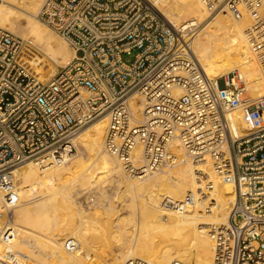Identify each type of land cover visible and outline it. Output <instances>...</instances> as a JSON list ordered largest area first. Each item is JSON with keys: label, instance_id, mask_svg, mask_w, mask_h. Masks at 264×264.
<instances>
[{"label": "built area", "instance_id": "2783aa9c", "mask_svg": "<svg viewBox=\"0 0 264 264\" xmlns=\"http://www.w3.org/2000/svg\"><path fill=\"white\" fill-rule=\"evenodd\" d=\"M156 1L43 0L38 18L73 52L45 81L18 59L31 41L0 27V191L13 202L15 166L47 154L59 159L74 132L105 115L104 148L128 175L172 167L177 141L191 161L209 162L218 181L231 182L227 222L208 226L212 264H264V96L251 98L238 70L208 77L190 49L195 25L168 23ZM201 1L209 15L249 18L245 40L264 76V0ZM132 102L142 103L139 121ZM197 174V194L159 207L185 212L201 201L211 212L215 183ZM12 218L11 206L0 207V264H28L13 246Z\"/></svg>", "mask_w": 264, "mask_h": 264}, {"label": "bare ground", "instance_id": "6f19581e", "mask_svg": "<svg viewBox=\"0 0 264 264\" xmlns=\"http://www.w3.org/2000/svg\"><path fill=\"white\" fill-rule=\"evenodd\" d=\"M4 1L6 5H0V27L9 28L15 31V34L18 33L17 35L24 39L27 38L33 43L35 48L31 46V48L23 49L19 53L18 59L28 70L34 71L39 80L45 81L48 74L52 75V64L64 65L72 58V50L69 49L62 38L51 32L52 29H47L48 27L39 19L42 25L34 19L43 0ZM155 8L168 23L176 27L199 26L206 21L207 16H214L202 24L203 27L199 29L196 35H191L190 49L193 55L205 74L210 78H222L224 75L237 70L233 69L237 67L246 80L248 95L251 98L264 96V76L255 57L250 52L244 36V30L250 24L247 16H244L240 21H235L225 13L209 15L201 0H157ZM17 9H21L33 17H25L27 22H22V24ZM230 20L232 23H230ZM242 47L245 48L244 51L241 50ZM37 49H41L44 54L40 55ZM132 109L134 117L139 121L142 103L134 105V102H132ZM239 126H244L242 121L239 122ZM106 127L107 117L104 115L85 131L82 130L79 134H77L79 131H76L73 134V137L77 134L76 138L89 152H87L89 156L94 159L97 164L94 163L96 166L93 164L95 167H90L89 164H86L87 162L81 163L77 158H74L72 153H69L71 146H74L72 137L69 140L70 144L66 145L65 149L57 155L59 159L47 154L38 160L21 166L17 171H12L16 180L22 178V175L26 178L24 183L18 181V186L13 189V202H10L5 193L0 191V207L1 205H4L5 208L11 206L15 216L18 217V222L15 223V219L13 221L18 232V237L14 240L13 246L29 256L33 263L30 261L28 264H42V258L49 253L45 252V248L48 247L37 240L38 236L34 235L36 237V239H33L35 246L32 244L34 248L29 250L28 247L32 243L30 235L33 234V230H40L43 226L50 224L51 214L50 209L47 208L46 211H38L34 214L22 213L21 210L23 211L24 207L33 205L32 198L37 197H30V195H33L37 189H40L39 193L43 195L42 197H44V194L46 197H53V194L59 192L71 195L78 187H81L75 192L76 195L86 185L84 183L87 182L88 185L93 182V178L96 176L109 173V175L118 178L116 180L117 196L124 193L128 198L127 200L132 203H129L131 205V209L128 210L129 214H121L123 217L121 226L114 229L115 232L128 233L127 238L125 237L127 242H118L115 245V257L112 258L115 260V264H125L132 259L141 260L148 264H169L173 260L185 261L188 264H212V241L208 226L212 223L223 224L227 222L229 208L234 199L233 184L218 181L209 162L195 163L191 161L177 141H174L172 145L173 152L177 156V162L172 167L151 174L128 175L116 156L108 153L104 148ZM198 170H202L215 183L212 191V198L214 199L212 211L206 212L203 206L204 202L201 201L197 202L194 207L185 210V212L163 211L159 207L161 200L165 198L180 200L187 192L198 193V189L201 187V181L197 176ZM18 190H22L21 192L25 196L21 197ZM61 194H58V197L59 195L62 197ZM68 207L70 206L68 205ZM123 209H126V207H123ZM107 210L110 212L112 208ZM26 212L28 213V210ZM79 212L82 218V211ZM116 212H111L112 220L116 217V215L114 217ZM72 214L74 215V213ZM105 214L107 215V213ZM164 214H167L165 219ZM52 215H54L53 212ZM98 217L91 213L88 216L86 215L85 219L88 226L86 225L85 228L96 238L105 240V238L110 237L105 231L108 229H104L105 224H107L106 226L111 224L101 222ZM109 219L111 218L108 217ZM146 224H148V227L143 229L142 226ZM124 225L129 226L130 229H126ZM64 228L66 229V227ZM39 232L37 231V233ZM70 239L74 240L79 247L78 241L72 237ZM107 240L109 241V239ZM81 242L80 240V249L83 247ZM61 245L59 243H56V246L51 245L53 250L55 247L54 253L57 257L56 262L53 263L52 257L48 256L52 259L51 264H97L94 261H88V259L92 260L89 257H87V260L83 259L78 247L73 249ZM193 251L197 253L194 255ZM52 252L50 253L53 254ZM105 252L104 249L98 251L101 256L106 254ZM162 253L164 255H161ZM103 260L106 261L104 257ZM107 264L109 263L107 262Z\"/></svg>", "mask_w": 264, "mask_h": 264}, {"label": "rangeland", "instance_id": "374dc122", "mask_svg": "<svg viewBox=\"0 0 264 264\" xmlns=\"http://www.w3.org/2000/svg\"><path fill=\"white\" fill-rule=\"evenodd\" d=\"M18 2V1H17ZM16 2V3H17ZM6 5L5 1L4 0H0V5ZM40 10V9H39ZM18 11V15L21 17V23H26V19L25 17H28V18H31L33 17L32 15L28 14L27 12L21 10V9H17ZM39 13V11H38ZM38 13L37 15L35 16V20L41 24V20L38 18ZM27 15V16H26ZM212 17L214 16H207L206 18V21H209ZM221 17V16H220ZM41 21H39V20ZM231 19V18H230ZM233 19V18H232ZM231 19V20H232ZM229 20V19H228ZM230 20V23H232ZM234 20V19H233ZM232 20V21H233ZM205 22H203L202 24H204ZM22 23V24H23ZM43 23V22H42ZM44 24V23H43ZM199 25V26H195V31L196 33L194 32L192 35L194 36V34L196 35L198 32H199V29H201L203 27V25ZM42 25V24H41ZM45 25V24H44ZM43 25V26H44ZM178 25V24H177ZM46 27V26H44ZM199 27V28H198ZM5 28V27H3ZM47 28V27H46ZM14 33H16L15 31L9 29V28H6ZM49 30H51L49 27L47 28ZM51 32L53 34H55V36L59 37V38H62L61 36L57 35L55 32H53L51 30ZM18 34V33H17ZM27 39V38H26ZM63 39V38H62ZM28 40V39H27ZM63 41H65V43L67 44V41L65 39H63ZM32 44V47H34L33 43ZM68 46V44H67ZM69 47V46H68ZM35 48V47H34ZM70 49V47H69ZM245 48H241L242 51H244ZM71 50V49H70ZM247 50V48H246ZM37 51L40 53V55H43L44 53L41 51V49H37ZM247 52H249L247 50ZM39 55V56H40ZM56 58V56H55ZM65 64V63H64ZM52 74L55 73L59 68H61L63 65H60L58 63H55V64H52ZM48 66V65H47ZM233 69H237L239 70L237 67H234ZM51 76V74H48L47 78L48 79L49 77ZM100 119V118H99ZM99 119H96L90 123H88L87 125L81 127L79 130H77V134L81 133L82 130L85 131L88 127H90V125H92L94 122H96L97 120ZM74 135L73 137V145H74V148H73V151H72V155L74 156V158L78 159V161H80L81 163L82 162H87L86 164H89L90 167H95L97 164L95 163L94 159L92 157L89 156V152L83 147V145L81 144L80 140L76 138V135ZM88 152V153H87ZM91 159V160H90ZM90 160V161H89ZM32 161H35V160H28L26 161L25 163H22V164H19L17 166L14 167V170L17 171V169H19L21 166L27 164V163H31ZM91 161H94V162H91ZM89 162V163H88ZM96 165H95V164ZM93 164L95 166H93ZM43 176V175H42ZM23 178V179H22ZM22 178H20L19 180H17V184H16V187L18 186V181L19 183H24L25 179L24 176L22 175ZM115 179V180H114ZM118 178L117 177H114L113 175H109L108 174H105V175H99V176H96L95 178H93V182L89 183L87 185V182L84 183L86 185H82L83 188L81 189V191H79L76 195H75V192L77 190H79L80 188L78 187V189L71 195H66V194H61V192L59 193H55L53 194V197L52 196H49V197H46V195L44 194V197H42L43 195H40V189H37L34 191V194L33 195H30V197L34 196L36 197L35 199L32 198V202H33V205H27L26 207H24V210L21 212L24 213V214H34L38 211H46L47 209L50 211V214H51V217H50V224H47L45 226L42 227V229L40 228V230H33V234L30 235V238L32 240V243H30V247H28L29 250L33 249V245L35 246V243L33 242V239L37 237V240L43 242V244H45L46 247L48 248H45V252H49L45 255V257H41L43 260H42V264H51L52 262V259L54 260V262H56V259L57 257H55V247H54V250H53V246L51 245H55L56 246V243L58 244H62L61 246H65V241L70 239L71 237L74 238L76 241L79 242V247H78V251L80 252V255L83 257V259L87 260V257L91 258L92 260H89L90 262H93L94 263H97V264H106L107 262L109 264H115V260L112 259L115 257V254H114V251L116 250V244L118 242L120 243H125L127 242L126 238H127V235L128 233H124L123 231H114V229H117L119 228V226H121V222L123 221V217L121 214H125V215H128L129 212L128 210L131 209V205L132 203H130V201H128L127 199V196L123 194H119L117 196V190H118V187L116 185L117 183V180ZM80 186V185H78ZM20 189V187H19ZM19 193H20V196L23 197L25 196V194L23 192H21L22 190H18ZM24 194V195H23ZM57 194V195H56ZM58 194H61V196L65 199H63L62 197H58ZM66 195V196H65ZM65 196V197H64ZM39 197V198H38ZM43 199H41V198ZM52 197V198H51ZM56 197V198H55ZM122 197V198H121ZM38 198V199H37ZM51 199V200H50ZM75 199V200H74ZM115 199V200H114ZM35 200V202H34ZM55 202H54V201ZM37 201V202H36ZM52 202V203H51ZM71 202V204H70ZM55 203V204H54ZM67 203V204H66ZM130 203V204H129ZM52 206H51V205ZM73 204V205H72ZM122 204H124L125 206H123ZM129 204V205H128ZM160 204V202H159ZM49 205V206H48ZM54 205V206H53ZM68 205L70 207H68ZM127 205H128V208H127ZM4 206V205H1V207ZM33 206V207H32ZM53 207V208H51ZM68 207V208H67ZM72 207V208H71ZM121 207V208H120ZM123 207L126 209H123ZM28 208V209H27ZM47 208V209H46ZM59 208V209H58ZM67 208V209H66ZM110 209L112 208V210L109 212L107 209ZM40 209V210H39ZM46 209V210H45ZM52 209V210H51ZM56 209V210H55ZM85 209V210H84ZM123 209V210H122ZM28 210V213L26 211ZM72 210V211H71ZM118 210V211H117ZM79 211H82V218H81V215H80V212ZM86 211V212H85ZM117 211V212H116ZM26 212V213H25ZM52 212L54 215H52ZM107 213V215L105 213ZM111 212H116V214H114V217L116 215V217L112 220L113 216H110L111 215ZM126 212V213H125ZM67 213V214H66ZM74 213V215L72 214ZM92 214V215H97L98 219L103 222V223H106V222H109L111 225L108 224V226H106L107 224H105V228L104 229H108V230H105L106 233L110 236L109 238H105V240H101L100 238H96L95 236H93L92 234L89 233V231L85 228V226L87 225L88 226V223H86V215L88 216V214ZM70 214V215H69ZM118 214V215H117ZM79 215V216H78ZM63 216V217H62ZM73 216V217H72ZM107 216V217H106ZM117 216H119L117 218ZM12 219L14 221L15 219V223L16 221L18 220V217L15 216L14 214V211H12ZM16 217V218H15ZM69 217V218H68ZM108 217L111 218L108 220ZM71 218V220H70ZM73 218V219H72ZM112 220V222H111ZM121 220V221H120ZM60 221V222H59ZM68 221V222H67ZM82 224H81V222ZM105 221V222H104ZM120 221V222H119ZM18 222V221H17ZM13 223V224H15ZM60 223V224H59ZM65 223H67L68 225H66ZM120 224V225H119ZM66 225V226H65ZM113 225V226H112ZM48 226V227H47ZM52 226V227H51ZM59 228H58V227ZM62 226V227H61ZM68 226V227H67ZM81 226L83 228V230L81 231ZM111 226V227H110ZM46 227V228H45ZM66 227V229L64 228ZM124 227L126 229H130L129 226L127 225H124ZM143 229H145L146 227H148V224L142 226ZM27 228V227H26ZM45 228V229H44ZM56 228V229H55ZM58 228V229H57ZM85 228V229H84ZM113 228V229H112ZM28 229V228H27ZM60 229V230H59ZM63 229V230H62ZM58 230V231H57ZM113 230V231H112ZM35 231V232H34ZM37 231L39 233H37ZM75 231V233H74ZM125 231V230H124ZM46 232V233H45ZM50 232V234H49ZM44 233V234H43ZM120 234V235H119ZM36 237H35V236ZM123 236V237H122ZM46 237V238H45ZM126 237V238H125ZM48 238V239H47ZM81 238V239H80ZM42 239V240H40ZM48 241H47V240ZM82 241L81 244H82V248L80 249L81 245H80V240ZM109 239V241L107 240ZM51 240V241H50ZM33 244V245H32ZM48 244V245H47ZM50 244V245H49ZM32 245V247H31ZM51 246V248H49ZM85 247V248H84ZM36 248V247H35ZM84 248V249H83ZM90 248V249H89ZM52 249V250H51ZM104 249L106 252V254H104L103 256H101L98 251L99 250H102ZM53 251L51 254L50 252ZM90 251V252H89ZM97 252V253H96ZM197 252L193 251V254L195 255ZM161 255H164V253H162ZM48 256H50V258L52 257V259L48 258ZM54 256V257H53ZM86 257V258H85ZM103 257L104 259H106V261L103 260ZM30 261L32 262V260L30 259ZM48 261V262H47ZM51 261V262H50ZM33 263V262H32Z\"/></svg>", "mask_w": 264, "mask_h": 264}]
</instances>
